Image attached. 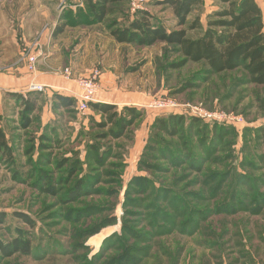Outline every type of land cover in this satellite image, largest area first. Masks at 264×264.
<instances>
[{
    "label": "rangeland",
    "instance_id": "374dc122",
    "mask_svg": "<svg viewBox=\"0 0 264 264\" xmlns=\"http://www.w3.org/2000/svg\"><path fill=\"white\" fill-rule=\"evenodd\" d=\"M161 1L144 0L139 13H150L169 31L179 30L172 9L159 5ZM256 1L264 9V0ZM223 7L220 0H204L189 18H199L203 30L188 31V38H199L212 14ZM132 9L130 0L112 5L105 22L98 24L89 22L94 19L85 0H0V56L5 66L16 62L21 74L31 75L22 53L40 38L44 47L38 73L66 79L75 90L76 80L97 77L101 102L119 104L122 117L128 115L126 107L142 113L123 137L113 139L109 131L114 127L97 126L105 122L101 115L60 107L52 92L58 88L41 92L27 129L20 110L2 102L15 163L0 161V213L7 215L0 237L29 238L32 254L1 264H114L112 259L127 256L139 264H264V87L250 84L243 70L215 74L204 63L176 67L183 58L166 44H117L109 28L124 27L138 17ZM66 22L65 33L51 37L56 26ZM158 100L181 106L174 113L186 120L177 137L153 135L155 121L172 112L149 109ZM188 106L241 116L243 122L202 119ZM190 116L206 123L194 128ZM97 154L106 156L105 166L97 162ZM48 177L56 195L46 191ZM135 178L144 182L135 187ZM208 179L213 183L205 184ZM224 179L223 191L215 193ZM82 180L88 193L69 203L68 192ZM232 189H237L234 196ZM179 194L209 211L194 235L171 231L167 215L173 213L174 202L162 201ZM226 201L224 214L216 215L217 206ZM153 206L161 209L158 218L151 217ZM231 206L234 212H248L231 213ZM14 212L29 215L36 228L17 221ZM112 217L114 224L91 235ZM163 220L166 227L160 226ZM134 252H139L137 258Z\"/></svg>",
    "mask_w": 264,
    "mask_h": 264
},
{
    "label": "trees",
    "instance_id": "16d2710c",
    "mask_svg": "<svg viewBox=\"0 0 264 264\" xmlns=\"http://www.w3.org/2000/svg\"><path fill=\"white\" fill-rule=\"evenodd\" d=\"M127 1L128 0H85L88 8L87 12H90L91 17L94 19L92 20L94 22L88 21L90 23H104L110 13L112 5L124 4ZM220 3L224 5V7L212 14V18L208 20L207 27L204 29L203 34L196 39L188 38V31L203 30V26L199 18H196L192 22L189 21V18L195 11L203 6L204 0H162L159 2V5H165L172 9L177 21V28H180L179 30L169 31L164 25L159 24L156 18L150 13L138 12L137 14L139 16L131 20L126 26L115 28L116 24H114L110 27V35L114 41L120 45L127 44L138 47H152L158 43L166 44L176 48L183 58L176 67H184L187 63H204L210 71L215 74L243 70L250 84L264 87V9L256 0H220ZM85 16L88 15L86 14ZM61 21L63 22V20ZM68 25L69 24L66 22L56 26L52 31L51 37L58 38L63 35L69 27ZM52 92L54 93V99L60 107L64 109L77 108V100L66 91L54 90ZM41 96V92L30 91L26 93H5L3 99L0 100V161L2 163L12 165L15 163L14 150L3 124L6 118L1 112L2 102L5 100L11 102L20 110V115L23 119V128L27 129L32 123L31 117L38 111ZM98 100L102 101L100 99ZM118 109V106L115 104L106 102L90 103L88 109V111L97 113L105 119V122L97 124L99 128H104L107 125L114 127L109 131V135L113 139L123 137L126 130L132 127L135 122L142 117V113L135 108L126 107L123 110L128 113L127 117H122ZM190 118V125L194 128H197L200 122H203L194 116H190ZM185 120V116L176 114L174 110H172V112L167 114L164 118L155 121L151 127L152 133L153 135L158 133L169 138L177 137L181 132V127ZM262 143L264 144V137ZM105 157L104 155H98L97 157V162L101 166H105L103 160ZM262 164L264 167V158ZM192 169L197 172H202L201 168L197 169V167L193 166ZM45 181L48 188L46 189L47 193L56 195L55 189L53 187L50 188L53 185L52 178L48 177ZM87 181L89 182V180ZM227 181V179L219 181L218 186L215 188V193L218 191L222 192ZM141 182H144V180L135 178L133 184L136 187L140 185L139 183ZM210 183H213L210 179L205 182V184L208 185ZM85 186L86 181L83 180L75 184L67 194V201L69 203L79 201L83 194L88 193V188ZM231 192V196H234L237 193V189H232ZM169 194L174 195L173 192ZM162 202H174L173 209H171L173 213H168L167 215V220L171 221L172 232L179 229L184 233L187 232L189 235H194L199 230L200 223L208 217L207 214L209 211L196 208L195 205H190L180 194L173 199H170L167 195V198ZM254 204L255 202L253 205ZM168 205L170 206V204ZM227 206V201L217 206V213L215 214H221L223 209L227 208ZM153 207L156 208L155 206ZM231 207L230 212L233 213L235 211L234 206ZM154 208H150V213H152ZM95 209L99 210V208H93V211ZM160 212L161 209L156 208L154 214H151V217L158 218ZM241 212L247 213L248 211L240 210V212L236 211L234 214ZM255 212L254 214L256 216H260V210H256ZM222 214H224V212H222ZM12 216L30 229L36 228L35 221L29 215L23 212H14ZM6 220V213L1 212L0 225L5 224ZM179 220H181V222L178 224ZM115 222L116 217L104 220L100 227L92 231L91 235L99 233L102 227H108ZM163 222L165 223L160 226L166 227V221L163 220ZM160 226H156L155 228L160 229ZM161 231L164 230L162 229ZM124 251H127V248H125ZM139 252H134L131 255L137 258L136 255ZM31 254L32 243L29 238L18 235L11 238L9 241H4L0 237V264L16 255L29 256ZM128 257L129 256L122 258L119 261H117V258H114L112 261L114 264H139L135 258Z\"/></svg>",
    "mask_w": 264,
    "mask_h": 264
},
{
    "label": "built area",
    "instance_id": "2783aa9c",
    "mask_svg": "<svg viewBox=\"0 0 264 264\" xmlns=\"http://www.w3.org/2000/svg\"><path fill=\"white\" fill-rule=\"evenodd\" d=\"M132 2V11L133 13H137L141 9V5L144 3V0H130ZM42 42L39 39L35 40L33 44L25 48L22 53V60L27 66V70L30 74L35 75L37 74V65L39 62V58L42 57L43 51ZM65 78L70 79L69 71H66ZM76 85L78 90L72 91L66 89L65 91L72 95L77 100V109L80 113L84 114L89 109L90 103H98L101 102L98 100L99 90H100V80L97 77L93 78H85L81 80H76ZM47 87L33 81L28 91L30 92H44ZM179 105L167 101V100H158L154 101L149 105V109L153 110H181ZM188 108L191 110V114L206 120H213L216 122H232L234 124L242 123L243 118L241 116H236L233 114H225V113H213V112H206L201 108L197 107H190Z\"/></svg>",
    "mask_w": 264,
    "mask_h": 264
},
{
    "label": "crops",
    "instance_id": "0c3cea01",
    "mask_svg": "<svg viewBox=\"0 0 264 264\" xmlns=\"http://www.w3.org/2000/svg\"><path fill=\"white\" fill-rule=\"evenodd\" d=\"M3 63V56H0V100L3 99L5 93H25L23 92V89H29V86L33 81H36L47 88H58L59 90L63 91L66 89H71L72 91L75 90L70 88L71 86H69L70 84L66 82V79L59 80L55 76L48 78L43 76L45 75L43 71L40 73L37 72L35 75H24L21 74L19 68L16 67V62L10 63L6 66ZM77 90L78 88L75 91ZM115 105L119 104L115 103Z\"/></svg>",
    "mask_w": 264,
    "mask_h": 264
}]
</instances>
